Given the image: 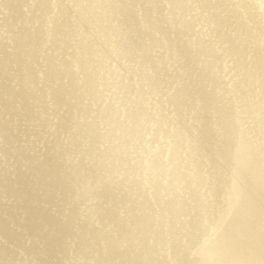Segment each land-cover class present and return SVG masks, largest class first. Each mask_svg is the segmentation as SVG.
I'll list each match as a JSON object with an SVG mask.
<instances>
[{"label": "rangeland", "instance_id": "374dc122", "mask_svg": "<svg viewBox=\"0 0 264 264\" xmlns=\"http://www.w3.org/2000/svg\"><path fill=\"white\" fill-rule=\"evenodd\" d=\"M116 1L135 8V31L127 37L147 42L137 0ZM153 1L148 14L157 31L147 36L159 39L157 32H167V51L161 46L146 51L157 68L147 75L159 85L145 92L143 78L136 76L137 58L113 55L102 63L103 70H96L110 84L99 85L92 98L82 81L64 75L77 70L75 59L86 63L77 56L82 40L103 44L93 36V22L84 29L75 26L82 12L95 13L101 1L0 0V219L5 221L0 222L5 228L0 229V264H147L150 259L156 264H219L214 248L223 245L242 205L231 172L245 170L233 162L232 152L238 142L247 147L243 152L262 145L254 136L264 129V88L255 87L249 75L258 66L254 59H264V0ZM247 6L263 37L235 30L249 26ZM225 18L232 21L230 27L221 23ZM63 22L66 28L59 27ZM229 39L237 41L233 48L243 58L226 50ZM104 45L113 47L107 41ZM247 60L252 67L242 66ZM118 82L139 89L142 101L135 105L128 95L122 105ZM71 87L73 95L67 96ZM205 96L217 97L218 105L204 104ZM177 97L182 105L167 104ZM135 108L146 111L148 121L121 117V111L130 116ZM110 109L117 115L114 122L103 118ZM207 126L232 130V138L217 132L210 145L203 144L195 137ZM125 136L130 142L118 148V138ZM117 151H122L118 159ZM46 157L57 158L62 166L63 185L77 182L68 193L70 203L58 186L61 180L42 175ZM260 158L264 165V148ZM170 199L175 210L182 209L173 223L166 217ZM38 212L45 213L47 224L33 217ZM141 219L148 231L136 233ZM56 228L65 232L55 234ZM52 238L58 250L49 254L45 246Z\"/></svg>", "mask_w": 264, "mask_h": 264}, {"label": "bare ground", "instance_id": "6f19581e", "mask_svg": "<svg viewBox=\"0 0 264 264\" xmlns=\"http://www.w3.org/2000/svg\"><path fill=\"white\" fill-rule=\"evenodd\" d=\"M87 1H88V3L90 2V0H87ZM100 1H101L100 5H98V7H96L97 11L95 13H87V15L82 12V14L84 16L82 18L76 19L75 26H79L80 29H84L86 22H89V21L93 22V24H95V25H93L94 28L92 29L93 36L95 35L96 37L100 38L101 41L103 40V44H99L97 41H96L97 43L94 41H90L91 42V44H90L89 42H83L84 40H82V42L80 43V46L77 47L79 50V54L77 56H78V58L80 57V58L86 59V63L81 61L80 65H79L75 59L74 66H76L75 68H77V70L74 71V73H72L75 75L72 76V74L67 73L66 75H64V78L69 79V81L71 79H73V81H75V79L82 81L85 85V90L86 91L89 90L88 95H90V97L94 98V97H96V95H94L95 94L94 90L97 89L99 85H101L104 88L109 83L108 82L109 80L106 82L103 79H99L98 71H96L97 69L103 70V65H102L103 62L109 60L110 57H112L113 55H116L117 57L123 58L126 61H129L130 59H133L136 57L137 58V64L140 65V68H137L138 73H136V76L140 80L143 78V84L145 86V92L148 91L149 89L155 90L157 88V86L159 85V83H158L159 80L155 77H149V75H147L151 71L150 70L151 68H156V67L147 55L149 52L146 54V51L150 50L151 47H158V46L164 47L167 51V46L165 45L166 40H167V32L163 29V30L159 31L161 33H158V32L156 33V34L160 35V38H159L160 40L157 39V37L155 38V36L154 37L153 36H149V37L147 36V34L149 33V31L151 29H154V31H157L155 25L149 19V14H148L149 10H150V6H152V7L154 6L153 5L154 1L153 0H137L138 10L143 15L142 18H143L144 24L142 26H144V28L142 26L141 27H142L146 37L150 38L147 40V42H144V43L149 42L147 45H145L140 40L141 38L138 39L139 41H136V40H130L127 37L128 34L131 35L135 31L132 28V25H134V23H135V17H134V14H135L134 9L135 8L131 4L126 5L123 3H119L116 0H100ZM235 1L238 2L237 0H235ZM242 2H239V3L241 4ZM166 3H168V2H166ZM229 3H231V2H229ZM239 3H237V4H239ZM201 4H202V2H201ZM221 5H223V4H221ZM241 6H242V4H241ZM241 6H239V7L241 8ZM243 9H244V12L247 15L246 17L249 19V23L251 25L249 24V26H248L249 28L248 27H237V28H235V30L244 34L246 37H250L253 39L256 36H257V38H260V36L263 37L262 36L263 35L262 27L260 25V22L257 21L256 18H254V16H253L254 13L252 14V9L248 6L246 8H243ZM151 13H153V12H151ZM112 22H114V25L112 24L113 27H111V28L108 27L109 29H107L105 27V25L112 23ZM65 23H68V22H63V23L59 24V27L62 28V26H63V28H66ZM221 23L223 24V26L225 25V27H230V25H232V21H230L226 18L223 19ZM156 26H158V25H156ZM252 30L254 31V33H250ZM216 31H218V30H216ZM141 33H142V31H141ZM216 33L219 34L221 32H216ZM257 34H259V35H257ZM86 35H88V34H86ZM32 38H33L32 39L33 42L36 41V38L34 36H32ZM96 40H97V38H96ZM106 41L111 42L113 44V47H111L109 45L105 46L104 44ZM233 41L237 42L235 39H231V40L229 39L228 40V46H226L228 49H226V50L238 53V51H236L233 48L234 47ZM238 42H241V41H238ZM109 48L110 49L112 48L111 51L109 50ZM81 51H83V53ZM137 52H140V53H137ZM235 55L237 57H240V59L243 58L240 53L235 54ZM91 56H92V58L94 56H96L98 58L100 57L101 61H99L98 63H95V62L91 63L90 58H88ZM254 63H256L258 65L256 67L258 69L256 70V68H255V72H252L249 75V77L251 80L255 81L254 82L255 87H259L261 90L262 88H264V59H259V58L254 59ZM251 64H252V62L250 60H247V62L246 61L242 62L243 67L247 66V65L252 67ZM253 67H255V65H253ZM207 72H208V69L206 70L205 75H203L204 78L208 77ZM121 73H122V71H121ZM50 74L54 78L57 77V75H55V72L52 70L50 71ZM82 74H85V75L82 76ZM105 76L110 78L111 75L105 74ZM244 76L246 77V75H244ZM80 77H81V79H80ZM103 81H105V83ZM124 82H118L117 83L118 87H116V89L122 94V97H123L124 102H122L121 104L124 106L126 105V102H127L126 100H128V95H129V97L133 98L132 103L137 105V100L142 101V94L137 93L139 89L135 90L132 86L127 87L128 85ZM132 90L136 91L135 92L136 94L134 93L133 96L131 94ZM72 92H73V87L66 90V95L71 96V95H73ZM203 99H204L203 100L204 104H207L208 106L210 104L218 105L217 97L205 96V97H203ZM167 104L171 105L172 107H173V105H176L178 107V106L183 104V100L181 98L177 97L173 101H171L170 103H167ZM262 105L264 106V98L263 97H262ZM136 109L137 108H135L133 110V113H131L130 116H127V114H125V110L121 111L120 112L121 117H126L127 119L132 118L135 122H140V123L144 122V121H148L147 112L146 111L145 112L139 111V109H137V110ZM127 111H129V110L127 109ZM220 113L224 114L223 109L220 110ZM103 115H104L103 118L106 117V119L113 120V122L115 120V117L117 116L114 114V112H112L111 109H110V111H105ZM221 120H222L221 126L225 125L226 124L225 121L223 119H221ZM232 126H234V125H232ZM216 127H218V126H216ZM259 127H261V125ZM217 132H218V135L225 136V139L232 138V130H226L225 129L224 131H222L219 128L218 129L209 128V126H207L206 129H202V131H200V133L195 138H197V137L201 138V141L203 144L210 145L211 141H212L211 138L213 137L214 134L216 135ZM127 137L128 136H125V138H122V137L118 138V142H117L118 148L124 149L126 147L125 145L128 142H130L129 141L130 138H127ZM254 137H257L260 140H262L261 141L262 145L258 149L256 148L257 145H255L251 149H248L247 151L243 152L245 149H247V147H245L244 144L243 145L239 144V142H238L237 145L235 146L234 151L232 152L233 153L232 154L233 162L236 164V166H238V163H239V165L242 166L245 170L244 173L240 170H235V169L231 172L232 173L231 174L232 187H233V189L236 188L239 190V192L236 193L235 197L238 198L239 201H242V205L239 208V210L237 211L233 225L224 233V240L222 241L223 245H220V247H218V248H214L215 249L214 251L216 253H220V254H218L219 264H251V263H253V264L254 263L264 264V263H262V262H264V165H263L262 159L260 158V150H261V148H264V129L261 131L260 134L256 133V135ZM116 153H117V154H115L116 156L115 157L113 156V157L118 159V155L119 154L122 155V151H117ZM239 153H242V154L244 153V157H240ZM105 160H107V159H105ZM40 169L45 170V171H42V175L54 177V178L61 180V185H58V186H59V188H61V190L62 189L65 190L66 193L64 196L68 197V199H65V201L67 200V202L70 203L71 194H68V193L73 192L72 191L74 188L73 186H75L77 184V182H75V181H73V179L69 178V180L71 179L72 182L71 183L69 182V184H67V185H63V183L66 181L64 179H66V178L63 176L64 173L62 171V166L59 165L57 158L46 157V159L44 160V163H43V167L41 166ZM59 172H62V174H59ZM180 180H182V179L180 178ZM215 180H217V179H215ZM194 181L198 182L199 181L198 177H196ZM174 182H175V180H174ZM194 189L195 188H189L190 191H193ZM88 193H90V192H88ZM48 198L49 197H47V199ZM80 199H81V197H80ZM174 201L175 200L170 199V203L168 202V204H166V215H167L166 217H167V220L169 223H173L171 219H174L176 217V214L179 215L180 212L182 211V209L181 208L179 209V207H177V209H179V211L175 210ZM32 215H33V217L38 216L39 218H37V219H39V221L42 219L43 222L45 224H47V222H46L47 218H46L45 213L38 212V213H33ZM42 215H44V216H42ZM24 216L26 218H28L27 214ZM25 217H24V219H25ZM1 221L5 222L3 219H0V222ZM54 224H52V225H54ZM2 226H3L2 223H0L1 232H3L5 229ZM148 228H149V225H148L147 221L145 219H141V221L140 220L136 221V226L134 229H135L136 233H138V232L141 233V232H145V231L147 232ZM29 229H31V228H29ZM59 229L60 228L55 229V230L59 231V232L57 231L55 234H58V233L63 234V232H65V231L62 232V231H60L61 229L60 230ZM132 233L136 234L135 232H132ZM122 236H123V234H122ZM144 241H145V239H144ZM54 242H55V238H52L46 242L45 248L47 249L49 254L51 252H56L58 250V244H54ZM109 244H111V243H109ZM115 244H117V243H115ZM108 252H110V251H108ZM0 253H1L0 258L2 259L4 257V255H3L2 251H0ZM101 264H103V263H101ZM147 264H156V263H155L154 259H150L147 262Z\"/></svg>", "mask_w": 264, "mask_h": 264}]
</instances>
